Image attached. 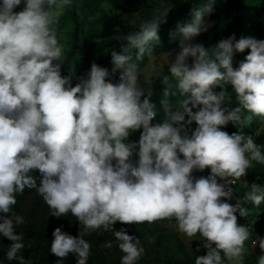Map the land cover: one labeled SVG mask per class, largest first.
I'll list each match as a JSON object with an SVG mask.
<instances>
[{
  "label": "clouds",
  "instance_id": "9594fccd",
  "mask_svg": "<svg viewBox=\"0 0 264 264\" xmlns=\"http://www.w3.org/2000/svg\"><path fill=\"white\" fill-rule=\"evenodd\" d=\"M72 2L0 0V237L12 242L6 258L27 264L24 235L17 232L25 218L14 206L25 189H35L52 216L70 214L82 226L76 236L61 227L52 231L49 250L57 260L73 256L76 264H87L91 243L84 237L102 227L115 237L105 247L115 243L121 264H136L145 252L140 238L115 229L116 222L175 218L181 233L203 237L196 250L202 246L206 253L194 264H244L252 233L237 213L245 217L248 210L240 197L229 202L234 196L228 185L245 176L253 161L264 164V145L223 127L246 123L244 110L264 120V39L232 34L206 47L196 37L213 27L205 18L217 3L194 7L190 22L177 24L181 38L168 52L169 75L151 65L152 75L169 86L164 96L170 78L179 95L175 104L162 102L165 116L154 122L152 88L144 86L139 62L153 56L172 3L138 30L113 36L122 43L111 55V72L93 64L73 84L72 73L61 74L65 54L55 27ZM246 49L234 68L235 53ZM229 86L236 107L226 103ZM137 130L138 141H129ZM206 168L207 176L192 175ZM243 200L259 207L264 185L251 183ZM251 245L259 246L257 264H264V236L256 235Z\"/></svg>",
  "mask_w": 264,
  "mask_h": 264
},
{
  "label": "rangeland",
  "instance_id": "374dc122",
  "mask_svg": "<svg viewBox=\"0 0 264 264\" xmlns=\"http://www.w3.org/2000/svg\"><path fill=\"white\" fill-rule=\"evenodd\" d=\"M206 0H73L72 4L66 8L64 14L59 18L55 25L57 37L63 45L64 62L61 66V74H73V84L77 81L75 77L81 76L90 71L93 64L111 72V55L118 51L119 41L113 39L114 35L123 33L125 26H139L143 20L150 19L158 11L162 10L168 3H172L173 8L168 17L183 14L166 33L159 27L158 35L160 41L153 46V56H146L140 61V66L144 67V78L147 81L153 77L151 65L155 64L157 70L162 74L167 72L168 52L179 47L180 34L176 31L177 24L183 25L190 22L191 10L194 7H200ZM215 11L206 20H212L215 23L208 32L202 33L196 37V42H209L215 46L221 39H226L235 34L239 39L241 36H252L257 39H264V0H241L239 12L236 14L230 31L223 34L219 30L226 22V11H228L230 0H216ZM23 4L17 7L19 11ZM135 14L134 17H131ZM170 33L174 35H170ZM248 49L244 51V59ZM243 59V60H244ZM239 63L236 64L238 67ZM121 70H117L115 78L118 79ZM144 81V82H145ZM169 96H164L165 87L157 91L151 102L155 105L156 115L154 122L161 121L165 116L163 101L167 100L169 104H175L178 99V89L176 81L171 80ZM229 94V87H228ZM216 91H219L217 88ZM177 92V95H171ZM229 105V99H226ZM241 119H246V123H236L235 126L229 123L223 127L228 129L229 134L239 131L245 136H251L259 145H264V120L252 115L246 110L242 111ZM195 128V122L191 125ZM140 131L137 130L130 134L129 141H138ZM264 152V148L261 149ZM137 157L133 156V161ZM210 169L203 171L194 170V177L207 176ZM245 181L247 183H245ZM264 185V164L253 161V167L249 168L246 175L239 178L240 187L248 190L251 183ZM252 227L258 236H264V203L259 207L254 206L251 216ZM240 223V220L238 221ZM66 232V231H64ZM76 236L77 232H66ZM140 238L145 252L136 262V264H194L198 255L206 253L202 246L200 251L196 250L201 245V237L196 234L194 237H187L177 228L175 218H164L152 223H144L132 231ZM84 239L88 240L87 237ZM90 242V241H89ZM12 242L5 237H0V264H18L17 261H9L6 258V251ZM247 252L245 254L244 264H257L258 255L261 250L257 245L255 248L245 242ZM27 264H76L75 258L69 256L66 260H57L53 255L34 261L26 260ZM87 264H101L100 258L96 254L91 244V254Z\"/></svg>",
  "mask_w": 264,
  "mask_h": 264
},
{
  "label": "trees",
  "instance_id": "16d2710c",
  "mask_svg": "<svg viewBox=\"0 0 264 264\" xmlns=\"http://www.w3.org/2000/svg\"><path fill=\"white\" fill-rule=\"evenodd\" d=\"M241 5V0H230L228 11H226V22L223 26L219 27V30L223 34H227L231 27L232 22L239 12ZM183 14H178L176 16L167 17L165 23L161 24L159 27L163 28V30L168 33L170 32L172 26L181 18ZM139 26H125L122 30L124 34L129 32H134L138 30ZM122 42L119 41L118 51L120 50V44ZM206 47L211 46L209 42L205 43ZM249 52V50H247ZM244 59L243 53H235L233 59V67H236V64ZM191 62V61H189ZM161 75H169L168 71L162 73ZM161 77L153 76L144 82L145 87L152 88V96L150 97V101L154 97L155 93L165 87L164 84L160 82ZM229 106L236 107L238 105V101L235 98V93L231 91L229 86ZM225 131H228L226 129ZM33 175L37 177V183H39L38 172H33ZM245 189L239 187V197L242 201V206L248 210V214L245 217L238 216L239 224H251L252 221L249 216H251L254 205L251 202H246L243 200V196L245 193ZM15 211L19 214L23 215L25 218V223L20 225L17 228V232H22L24 235V244L25 248L22 249V255L26 260L34 261L36 258L42 259L48 256H52L50 253V242L52 239V231L56 227H61L62 231L66 232H79L81 230V225L79 222L72 217L70 214L66 217H55L51 215L52 210L50 207L44 202L42 197L36 192L35 189H25L22 195L17 196V204L14 206ZM162 219H158L156 221H160ZM143 223H135V224H122L121 222H116L114 228L119 230L121 227L127 229L128 234H132V231L141 226ZM93 245L94 250L98 257L100 258L101 264H121L120 257L123 253L119 250L115 243L111 248L105 247L107 242L114 241L115 237L113 236L111 231L104 230L102 227L95 231L90 232L86 235Z\"/></svg>",
  "mask_w": 264,
  "mask_h": 264
},
{
  "label": "built area",
  "instance_id": "2783aa9c",
  "mask_svg": "<svg viewBox=\"0 0 264 264\" xmlns=\"http://www.w3.org/2000/svg\"><path fill=\"white\" fill-rule=\"evenodd\" d=\"M229 179H232V178H229ZM228 186L232 188L233 196H234V199L232 201H229V202L234 204L236 202V198L239 197V187H240L239 179L236 180V183L229 184ZM222 199H226V198H222ZM241 204H242V201H241ZM247 225L249 226L250 231L252 233V235H251V237L249 239V243L251 244V240L255 239L257 234L255 233V231H254V229H253L251 224H247Z\"/></svg>",
  "mask_w": 264,
  "mask_h": 264
}]
</instances>
